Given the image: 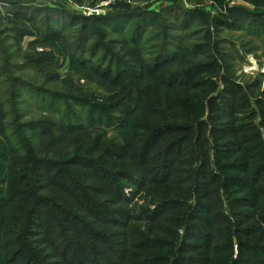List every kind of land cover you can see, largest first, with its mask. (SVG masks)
<instances>
[{"label":"trees","instance_id":"obj_1","mask_svg":"<svg viewBox=\"0 0 264 264\" xmlns=\"http://www.w3.org/2000/svg\"><path fill=\"white\" fill-rule=\"evenodd\" d=\"M248 1L212 19L0 0L16 49L63 38L62 67L103 89L26 88L14 69L54 56L12 63L0 31V264H264V72L238 81L211 31L255 27L264 59ZM23 86L49 111L23 120Z\"/></svg>","mask_w":264,"mask_h":264},{"label":"rangeland","instance_id":"obj_2","mask_svg":"<svg viewBox=\"0 0 264 264\" xmlns=\"http://www.w3.org/2000/svg\"><path fill=\"white\" fill-rule=\"evenodd\" d=\"M105 1L109 0H37L40 5L55 6L57 2L64 3L71 11L84 15H104L122 6H131L133 9L149 7L150 10L160 11L164 7L176 3L188 9H202L212 19L227 15L228 10L234 7H242L248 10L256 9V6L248 0H118L115 4L101 7V4ZM0 8L5 13L4 5H0ZM98 10L103 13H100ZM95 11L98 12L96 13ZM6 26L11 28L10 22L8 24L6 22ZM6 26L0 24V31L3 32L1 37L6 38L8 42L6 44L10 46L9 51L13 53L11 57L12 63L16 60L17 62H25L23 57L35 56V54L40 53L53 54L54 56V59L41 64L38 68H33L28 65L26 69L24 68L21 71L17 68L14 69L16 75H21L22 79L25 80L24 86L26 88L30 87V85H35L49 90H61L63 88L62 81L52 80L48 77V75H56L61 78L71 77L72 82L85 91H92L95 87L103 91L102 87L99 88L75 70L69 69L70 66L62 67L65 58L69 56V46L63 38H60L54 43L44 38V35H25L19 41L18 49H16V41L7 37L11 34V31H8L9 29ZM211 31L214 34L213 36H219L224 41L222 49L227 54L229 62L231 61L233 64L238 81L252 80L259 72H264V59H262L263 33L258 31V29L255 27H246L243 30H219L217 33L214 30V26H212ZM194 40L197 41L198 38L194 37ZM1 62L3 64V61ZM69 62H71L70 58ZM24 86L22 90L23 103L20 109L23 120L38 118L40 114L49 111L48 106L37 104L36 102L38 101L36 98L40 97L32 93L29 89L26 90ZM56 103H59V101H56ZM129 190L127 189L126 191L129 192ZM236 255L237 252L235 257Z\"/></svg>","mask_w":264,"mask_h":264},{"label":"built area","instance_id":"obj_3","mask_svg":"<svg viewBox=\"0 0 264 264\" xmlns=\"http://www.w3.org/2000/svg\"><path fill=\"white\" fill-rule=\"evenodd\" d=\"M118 1V0H109V1H105L101 4V7H106V6H109L111 4H115V2ZM99 11V10H98ZM96 11V12H98ZM100 12V11H99Z\"/></svg>","mask_w":264,"mask_h":264},{"label":"water","instance_id":"obj_4","mask_svg":"<svg viewBox=\"0 0 264 264\" xmlns=\"http://www.w3.org/2000/svg\"><path fill=\"white\" fill-rule=\"evenodd\" d=\"M96 12V11H95ZM97 13V12H96ZM100 13H103V12H100Z\"/></svg>","mask_w":264,"mask_h":264}]
</instances>
